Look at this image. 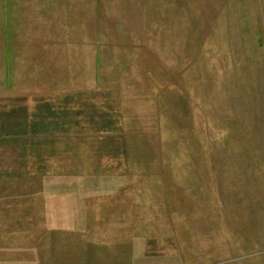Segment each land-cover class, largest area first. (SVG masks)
Returning <instances> with one entry per match:
<instances>
[{
    "label": "rangeland",
    "instance_id": "374dc122",
    "mask_svg": "<svg viewBox=\"0 0 264 264\" xmlns=\"http://www.w3.org/2000/svg\"><path fill=\"white\" fill-rule=\"evenodd\" d=\"M63 95L69 142L0 144V220L65 264H264V0H0V108Z\"/></svg>",
    "mask_w": 264,
    "mask_h": 264
},
{
    "label": "trees",
    "instance_id": "16d2710c",
    "mask_svg": "<svg viewBox=\"0 0 264 264\" xmlns=\"http://www.w3.org/2000/svg\"><path fill=\"white\" fill-rule=\"evenodd\" d=\"M20 99L22 100L24 98ZM59 100L58 103L52 102L51 100H44L43 102H38L37 105L31 108H28L26 104H18L10 109L1 107L0 144L7 139L10 141H15L17 139V141L20 142L24 141L25 147H35V153L40 155V145L48 147L47 144H50L52 148L54 142H69L70 135L65 134L68 133V127L75 122L77 123L78 119H74L75 114L74 116L69 114L71 112L73 113L75 109L70 108V99H68L67 95L61 96ZM86 105L89 104L86 103ZM101 107L99 114L97 111L93 118L100 120L99 127H101L100 131L103 132L102 137L104 136L110 143L120 144L116 145L120 148H116L118 150L115 152L118 153V151H120L121 154H124V142L123 144L120 143V140L123 139V136H121L123 134L117 132L121 130V123L118 121V118H114L115 116L112 110L108 109L106 106ZM72 118L75 121L70 123L69 120ZM110 130L115 131V133L107 134ZM47 150L45 151L47 152Z\"/></svg>",
    "mask_w": 264,
    "mask_h": 264
},
{
    "label": "crops",
    "instance_id": "0c3cea01",
    "mask_svg": "<svg viewBox=\"0 0 264 264\" xmlns=\"http://www.w3.org/2000/svg\"><path fill=\"white\" fill-rule=\"evenodd\" d=\"M58 217L59 215H55V218H58ZM59 218L62 219V217H59ZM38 219L39 218H37L36 215H31V217H28V216L25 217V216L20 215L15 220H12V219H9V220L7 219V221L0 220V224L6 225L4 226V228L1 226L0 228H3L4 232H7L5 233L6 234L5 236L1 235L2 232H0V264H65L66 262L65 258L62 259L58 256L57 260H51L49 256L50 254L60 255L64 253H69V250L72 249L71 247H66L64 249L63 247H57L55 252H51L49 251V247H48L50 245V242H48V240L47 241L45 240V239L51 238L50 236H48V234L44 235V238L41 242L35 243V242H32V239L37 236H40V234L33 233V238L31 239L29 235L31 233L25 232L24 229L21 228V226L25 222L26 223L29 222L30 224V222H34ZM62 220H65V219H62ZM64 228L65 227H62L63 231H66ZM54 230L55 231L59 230V228H56ZM52 231L53 230L50 229V232ZM8 233H11V234H8ZM38 238L40 240V237ZM22 244H24L25 246H21ZM87 246L89 247V245ZM74 247L75 248L73 250H77V251H80L79 249L83 248L82 245L81 247H76V246ZM67 258L68 257H66V259ZM90 260L92 261L93 259H90ZM142 261H145L144 258L142 259ZM93 263L97 264V259L93 260L92 264ZM100 263H103V261H101Z\"/></svg>",
    "mask_w": 264,
    "mask_h": 264
}]
</instances>
